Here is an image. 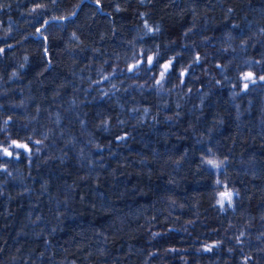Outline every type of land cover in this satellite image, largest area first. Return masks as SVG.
Returning a JSON list of instances; mask_svg holds the SVG:
<instances>
[{
	"label": "trees",
	"instance_id": "1",
	"mask_svg": "<svg viewBox=\"0 0 264 264\" xmlns=\"http://www.w3.org/2000/svg\"><path fill=\"white\" fill-rule=\"evenodd\" d=\"M0 49V264H264V0H0Z\"/></svg>",
	"mask_w": 264,
	"mask_h": 264
},
{
	"label": "snow or ice",
	"instance_id": "2",
	"mask_svg": "<svg viewBox=\"0 0 264 264\" xmlns=\"http://www.w3.org/2000/svg\"><path fill=\"white\" fill-rule=\"evenodd\" d=\"M0 51H3V49H0ZM152 62H153V58H152V57H148V58H147V63H148L149 65H151ZM170 65H171V62H169L168 64L163 65V69H164V71H162V72L160 73L161 80L164 79L165 73H166V72L168 71V69L170 68ZM135 67H137V66L134 65L133 68H135ZM130 70H132V69H130ZM251 78H252V77H251V74H249L248 76L245 77V79H251ZM261 79L264 80V76H262ZM253 82H254V81H253ZM157 83H160V81H157ZM244 87L247 88V84H245ZM12 143L15 145V147H18V148H25L26 150L30 151V149H28V146H27L26 144H17L15 141H13ZM37 143H39V142H37ZM3 154L8 155V156H11V155H12V153L8 150V148H3ZM17 155H18V154H17ZM208 163H209V164H213V165H215V166H217V167L219 166V165L215 164L214 161H211V160L208 161ZM222 195H226V196L228 197V199H229V202H231V196H232L231 193H226V194H222ZM220 203H223V201L221 200Z\"/></svg>",
	"mask_w": 264,
	"mask_h": 264
},
{
	"label": "rangeland",
	"instance_id": "3",
	"mask_svg": "<svg viewBox=\"0 0 264 264\" xmlns=\"http://www.w3.org/2000/svg\"><path fill=\"white\" fill-rule=\"evenodd\" d=\"M17 144H26V143H24V142H16ZM28 149H30L29 147H28ZM8 150L10 151V152H12L11 151V148H9L8 147ZM25 151L26 152H29L28 150H26L25 149ZM216 164V163H215ZM218 165V164H217ZM217 169H219L220 168V165L217 167V166H215ZM226 193H231L232 194V196H231V202L233 201V195H234V191H231V190H229V189H227V188H224L223 190H222V192H221V194H220V196H219V202L222 200L223 201V203H221V205H226V203H228L229 202V199H228V197L226 196V195H222V194H226Z\"/></svg>",
	"mask_w": 264,
	"mask_h": 264
},
{
	"label": "water",
	"instance_id": "4",
	"mask_svg": "<svg viewBox=\"0 0 264 264\" xmlns=\"http://www.w3.org/2000/svg\"><path fill=\"white\" fill-rule=\"evenodd\" d=\"M65 18H66V16L47 18V19L44 20L43 24L38 27V30L43 28V27H45L51 21H61V20H65Z\"/></svg>",
	"mask_w": 264,
	"mask_h": 264
}]
</instances>
